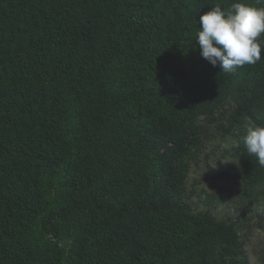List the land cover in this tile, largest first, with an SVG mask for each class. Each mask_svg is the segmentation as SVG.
<instances>
[{
  "label": "trees",
  "instance_id": "obj_1",
  "mask_svg": "<svg viewBox=\"0 0 264 264\" xmlns=\"http://www.w3.org/2000/svg\"><path fill=\"white\" fill-rule=\"evenodd\" d=\"M232 3L0 0V264H250L241 220L186 195L217 139L237 161L217 178L264 199L243 141L264 58L224 73L195 43Z\"/></svg>",
  "mask_w": 264,
  "mask_h": 264
},
{
  "label": "clouds",
  "instance_id": "obj_2",
  "mask_svg": "<svg viewBox=\"0 0 264 264\" xmlns=\"http://www.w3.org/2000/svg\"><path fill=\"white\" fill-rule=\"evenodd\" d=\"M199 25L195 43L200 55L222 72L232 73L264 58V7L245 0H233L227 9L217 4L199 15ZM243 141L247 154L264 167V125L249 126Z\"/></svg>",
  "mask_w": 264,
  "mask_h": 264
},
{
  "label": "rangeland",
  "instance_id": "obj_3",
  "mask_svg": "<svg viewBox=\"0 0 264 264\" xmlns=\"http://www.w3.org/2000/svg\"><path fill=\"white\" fill-rule=\"evenodd\" d=\"M229 142L217 139L206 142L192 158L187 177V199L196 210H210L219 218L240 219L239 228L247 234V253L250 264H264V199L248 198L245 187L236 181L218 179L219 173L233 168L237 161L223 156ZM221 193L222 200L212 198ZM211 195V196H209Z\"/></svg>",
  "mask_w": 264,
  "mask_h": 264
}]
</instances>
